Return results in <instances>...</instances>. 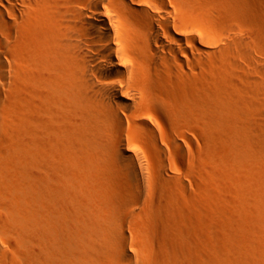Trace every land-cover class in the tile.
<instances>
[{
    "label": "bare ground",
    "instance_id": "1",
    "mask_svg": "<svg viewBox=\"0 0 264 264\" xmlns=\"http://www.w3.org/2000/svg\"><path fill=\"white\" fill-rule=\"evenodd\" d=\"M202 11L196 0H0V86L6 93L0 89L6 100L0 191L14 180L23 201L5 208L0 203V264H147L120 219L123 211L140 209L141 201L159 206L158 192L174 190L178 181L169 163L173 149L160 144L153 112L179 123L180 114L165 101L181 91L193 114L201 113L200 98L212 106L196 71L215 51L245 49V210L264 195V57L255 48L264 44V31L236 44L235 25ZM216 40L228 43L213 52ZM224 66L225 90L236 102L243 96L233 79L238 68ZM139 142L157 164L158 192L151 191ZM170 142L181 148L179 134ZM100 174L127 186L115 209L71 186V180ZM210 181L202 183L209 187H202L207 204L215 197Z\"/></svg>",
    "mask_w": 264,
    "mask_h": 264
},
{
    "label": "rangeland",
    "instance_id": "2",
    "mask_svg": "<svg viewBox=\"0 0 264 264\" xmlns=\"http://www.w3.org/2000/svg\"><path fill=\"white\" fill-rule=\"evenodd\" d=\"M196 2L198 9L203 10L202 12L210 11L212 14L210 12L208 14L210 13L213 17L219 20L227 19L231 26L235 25L233 27L240 31L237 34L238 37L234 39L236 44L253 31H264V0H196ZM204 29H202L203 33L208 32ZM232 40L228 39L230 42ZM216 41L217 44L218 40ZM228 41L222 40L219 43H228ZM216 44L214 43L210 48L214 50L225 48L223 43L214 47ZM239 47L234 49L235 51L228 52L229 54L218 50L217 54H214L216 51L212 49L214 55L218 53L220 55L211 61L212 56L214 57L212 54L210 59L203 60L200 67H197L199 69H196L201 80L204 79L201 85L203 84V91H208L211 101L213 100L212 106L208 101L200 98L201 113L193 114L189 110L185 92L182 94L183 91H181L180 95L175 92L165 101L169 110L180 114L179 123L171 125L160 114L153 112L160 129V144L163 148L173 149L169 163L172 166L171 173L178 177L174 190L163 191L159 188L161 186L158 181L157 164L148 148L139 142V148L149 168L151 191L158 192L161 189L158 193H161L160 197L163 196L162 198L166 199L161 198L160 203H162L159 206L157 203L153 209H150L148 202H139L140 209H136L133 212L134 215L131 216V209L123 211L120 223L129 228L131 233L129 238L132 240L134 249L146 258L147 264H160V262L162 264H264V195L258 197L257 201L245 210V183H242L243 178L240 179L244 176L245 182V85H243L245 83L243 80L245 79V49ZM255 48L264 57V44L257 42ZM222 53L225 55H221ZM238 55H241L240 60ZM227 62L235 63V68H238L236 71L233 70L235 71L233 79L236 78L234 84L239 89L238 94L244 97L238 95V99L236 96V102H233L225 90L227 86L224 85L226 84L224 64ZM201 85H199V91L202 90ZM0 89L5 93L4 88L0 86ZM202 92L200 94H203ZM5 106L6 100L0 97V110ZM209 108L214 110L213 115L207 112ZM219 108L223 110L220 112ZM175 133L179 134L180 149L174 148L170 142L171 135ZM237 163L240 164L237 165ZM219 167L220 169L223 167L220 173L217 171ZM224 170L228 171L224 172ZM236 176L240 183L237 182L242 186L238 185L239 190L236 186L237 182L234 183ZM224 178H228L229 181ZM232 179L234 181H231ZM206 180L207 182L212 180L216 185L214 186L210 181L213 186L210 185L211 189L213 188L211 192H215L214 200L211 197L207 199L208 204H212L210 207L207 201L202 199L204 198L202 187L206 186V184L203 185ZM226 183L228 188L225 187ZM13 184L14 180H10L9 183L5 182L1 186L0 203L3 208L20 206L21 202L23 203L22 193L13 190ZM76 185L94 194L100 201L99 205L108 204L111 210L115 209L118 196L127 192V186L123 180L109 174L89 175L83 180H71V186ZM230 186L236 189V192L238 190L233 194L236 197L231 194L234 190ZM224 188H227L226 193ZM29 189V187L25 188L26 194L29 193ZM199 198L202 201H199ZM226 199H229V202ZM167 223L169 227L166 232ZM162 224H164L163 227ZM162 228L165 236L163 233L158 234L162 232ZM161 246L167 250L162 254Z\"/></svg>",
    "mask_w": 264,
    "mask_h": 264
}]
</instances>
